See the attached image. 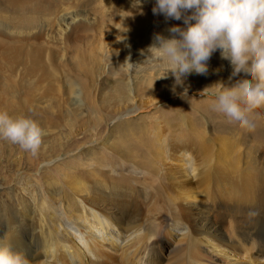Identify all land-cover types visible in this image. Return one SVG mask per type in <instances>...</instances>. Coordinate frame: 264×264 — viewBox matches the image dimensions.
Returning a JSON list of instances; mask_svg holds the SVG:
<instances>
[{
	"label": "bare ground",
	"instance_id": "bare-ground-1",
	"mask_svg": "<svg viewBox=\"0 0 264 264\" xmlns=\"http://www.w3.org/2000/svg\"><path fill=\"white\" fill-rule=\"evenodd\" d=\"M86 1L0 0V30L5 32L16 27L29 30L40 24L37 31L43 35L53 29L56 21L65 28L69 25L71 31L65 32L61 40V54L50 50L45 61L52 67L58 63L68 66L57 71L69 81H75L80 72L87 77H100L102 73L96 75L98 70L109 71L107 79L117 83L111 86L108 98H128L131 91L143 86L150 97L139 104L130 101L126 109L150 106L182 92L184 87L188 92H216L214 88L204 89L217 82L225 88L245 82L243 77L230 81L233 70L217 51L208 62V72L187 76L184 85L176 87V93L172 91L174 77L171 75L156 80L152 87L156 71L143 64L147 47L155 33L170 35L167 29L183 21L154 15V0H143L142 11L134 0H99L94 9ZM46 25L52 29L45 28ZM74 30L80 33H71ZM73 35L87 39L89 45L84 54L78 48L77 54L70 56L67 42ZM45 51L42 47L30 61L36 65L43 62ZM76 94L81 99L82 90L77 88ZM188 97L185 96L189 100ZM200 107L205 109L206 104L201 103ZM161 109L159 106L154 112ZM206 111H199L198 115L207 118ZM68 112L73 122L81 115L72 110ZM148 116L110 124L106 139L111 142L109 147L122 153L125 160H131L122 168L118 167L119 163L95 159L94 152L88 150L95 141L90 138L83 143L90 141L91 144L80 146L87 148L83 149L86 156L80 162L55 165L66 190L55 178H48L46 195L41 190L34 197L11 191L8 194L11 203L4 198L0 201V244L22 253L27 264H264V145L256 146L259 141L252 144L251 138H244L233 128L229 134L218 135L206 128L199 131L195 128L196 119L184 115L190 125L185 139L175 144L170 142V146L163 139L133 140L131 146L138 132L145 136ZM162 121L161 118L158 126H162ZM95 123L96 128L102 125L101 121ZM253 136L264 139V129L254 130ZM131 147L146 157L134 159ZM70 150L60 149L44 159ZM107 164L112 168H105ZM48 170L51 169L43 172ZM133 170L134 180L144 181L146 187L127 181L132 177L128 172ZM25 177L34 186L40 185L36 176ZM151 182L156 185L158 195L148 191L152 188ZM24 184L32 193L33 185ZM71 197L75 209L82 211L79 219L87 221L88 226L70 225L61 218L56 207L68 209ZM159 206L165 211L157 212ZM171 213L186 222L188 232L184 231L186 235L179 239L180 243L164 253L160 234L171 226L168 215ZM151 214L155 215L156 225L154 229L151 226L146 229ZM111 227L117 234L110 231ZM120 235L124 236L122 241Z\"/></svg>",
	"mask_w": 264,
	"mask_h": 264
},
{
	"label": "rangeland",
	"instance_id": "rangeland-1",
	"mask_svg": "<svg viewBox=\"0 0 264 264\" xmlns=\"http://www.w3.org/2000/svg\"><path fill=\"white\" fill-rule=\"evenodd\" d=\"M100 1L87 0L86 2H88L87 6L89 8L94 9ZM39 25L40 24L36 25V28L34 26L29 30L17 27L6 29L5 32L0 30V111H6L10 115L24 114L31 117L45 131L41 145L35 153L30 150H25L5 139H0V198L2 197L0 201L4 198L7 202L11 203L12 200L8 196L11 191H19L24 194V196L34 197L35 193L41 190L46 195L48 193L46 179L48 178H55L58 183L62 184L64 190L66 188L65 182L62 176L57 173L58 171L55 165L66 161H77L75 163L80 162L82 158L86 156V151H83L87 149L86 147L81 148L80 146H82L81 144L84 146L91 144L92 142L90 141L83 143L90 138L95 139V141L93 142V146L89 147L88 150L91 153L94 152L95 159H105L110 163L116 162L119 163L117 164L118 167L122 168L125 162L129 163L131 160H125L122 156L123 154L119 153L117 150L111 149L109 147L111 142L106 141L108 130L120 121L137 119L142 115L150 116L147 117V130L145 131V136H142L143 133L138 132L134 138H132L131 146L132 142H134L133 140L148 142L153 139L158 141L163 139L164 143L170 146V142L175 144L181 141V139H185V135L190 127L187 122L188 118H185L188 115L196 119L195 128L197 127L199 131L206 128L208 132L215 135L222 133L229 134L228 132H230L229 129L231 127L225 125L213 111L212 105L215 103V92L203 90L188 92L189 100L187 98H181L179 94H176L162 98L159 102L157 101L150 106L148 105L147 107L134 108L131 110L130 108L126 109V107H129L130 101L139 104L141 101L150 97L143 86H139L134 91H131L130 93L132 94L130 97L118 100V98H108L111 86L117 82L107 79V77L110 76L107 70H98L96 75L102 73L100 77H87L84 73L80 72L75 81H69L61 77L57 70L59 68L67 69L69 67L66 65L63 67L61 63H58V66H55L56 68L52 67L45 61V58H47V54L50 50L55 51L57 55L61 54V52H59L62 46L61 40L65 38V32L71 31V28L68 25L66 26V30L64 24H60L56 21L52 24L53 29L49 25L45 26V28L52 30L40 35L39 31H37ZM0 27L2 26L0 25ZM19 30L21 32H19ZM77 31L74 30V32L71 33H80V31ZM74 36L76 35H73L67 42V45H69L68 49L71 53L70 56H75L78 48L81 51L80 53L84 54L89 45L87 39H79ZM32 45H34V47ZM42 47L46 49L43 54V62L37 65L33 64L31 62L32 55L35 52L39 54ZM25 49L28 51H24ZM16 52L18 54H16ZM25 57L27 58L25 59ZM42 64L44 65L42 66ZM70 69L73 70V68ZM74 70L78 71L77 68H74ZM114 78L113 80H115ZM77 88L82 90L81 99L79 95L76 94ZM201 103L206 104L205 109L200 107ZM159 106L162 109L154 112ZM198 107L201 109H197ZM71 110L78 112L79 115L81 114L76 119L77 122L71 121L68 116V111ZM204 110H207L206 112L209 113L207 118L198 115L200 113L199 111ZM249 115L255 123L254 129H233L240 131L244 138H251L252 144H254L255 141H259V145L256 146H262L264 145V139L261 138V136H256V138H254L253 135L254 130L264 129V110L259 108ZM161 118L163 121L160 127L158 126V122ZM105 119L109 120L105 123ZM96 121L102 122V125H99L98 128H96ZM197 129H195L196 132H198ZM159 131L161 132L159 133ZM257 138L263 140V142H260ZM77 145L79 146L77 147ZM60 149L71 150L66 153L62 151L56 157L44 159L49 155L57 154ZM138 152V150L136 151L131 147L132 157H136L138 160L143 159L144 155L142 156ZM108 166L111 165L107 164L105 168H112ZM46 168H50L51 170H48L49 172H43ZM161 168H163V166ZM123 170L124 169H122V171ZM136 170L139 172L141 169L137 166ZM75 171L76 170H69V172ZM128 173H130L132 177H129L127 181L132 185L146 187L144 181L134 180V170ZM27 174L36 176L40 185L34 186L31 180L27 179V181V177H25ZM117 179L120 182L125 181L123 179ZM24 183L33 185L31 186L33 190L32 193L28 191L29 189H25L26 184ZM151 185L152 188L148 191L157 193L158 195V189L154 182H151ZM54 195L57 196V193H54ZM74 204L75 202H73L71 197L68 209L64 206H58L56 209L65 223H69L70 225L85 224L88 226L89 223L87 221L79 219L82 211L75 209L76 206H74ZM73 211L75 213H73ZM156 211L163 212L165 210L162 206H159V209ZM168 215L170 216L171 226L167 227L165 231H163L164 233L160 234L164 244V253H169V250L176 244H179V239L181 240L188 232L186 222L179 215L174 213ZM150 216L149 221H147L150 222V224L146 222V229L149 226H151V229H154L156 225V221L154 220L155 215L153 214L152 216L151 214ZM110 231L117 234L114 227H111ZM123 238L124 236L120 235V241H122Z\"/></svg>",
	"mask_w": 264,
	"mask_h": 264
},
{
	"label": "clouds",
	"instance_id": "clouds-1",
	"mask_svg": "<svg viewBox=\"0 0 264 264\" xmlns=\"http://www.w3.org/2000/svg\"><path fill=\"white\" fill-rule=\"evenodd\" d=\"M142 11L143 0H134ZM154 15L165 20L183 21L167 31L157 32L147 47V64L156 71V80L174 77L176 87L187 76L206 74L209 61L219 51L222 60L233 70L230 81L243 77L245 82L225 88H214L216 116L231 128L252 130L250 115L264 107V0H154ZM188 96V88L178 93ZM44 129L24 114L10 115L0 111V139H5L35 153L41 145ZM0 264H27L25 256L9 245L0 244Z\"/></svg>",
	"mask_w": 264,
	"mask_h": 264
}]
</instances>
